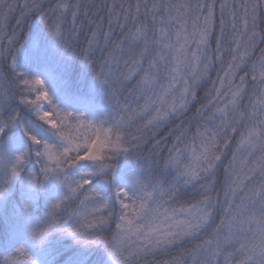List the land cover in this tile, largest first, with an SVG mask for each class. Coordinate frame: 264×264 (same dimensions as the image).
<instances>
[{
    "label": "snow or ice",
    "instance_id": "6c2138e0",
    "mask_svg": "<svg viewBox=\"0 0 264 264\" xmlns=\"http://www.w3.org/2000/svg\"><path fill=\"white\" fill-rule=\"evenodd\" d=\"M17 6L19 25L42 3L0 0V56L11 59V80L0 91L6 102L11 101L0 109V137L21 123L18 105L46 126L53 142L38 138L21 123L33 147L11 161L0 156V197L21 174L29 155L39 166V177L29 174L31 187L53 177L64 188L47 222L30 232L31 239L39 243L55 231L80 242L83 234H97L114 222V242L107 252L111 264H140L149 254L166 253L189 241L194 243L187 250L191 264H220L222 255L223 264H264V30L258 26L264 0H136L134 5L105 0L108 30L102 29L101 17L88 38L89 50L100 46L101 37L105 46L112 45L104 59L108 71L102 80L96 79L109 87H123L135 79L129 91L130 96L135 93V104L125 98L122 111L98 124L83 113L61 111L42 79L16 71L19 48L9 51L16 34L7 35L5 28ZM93 6V0H57L40 18L48 33L61 41L66 18L70 16L73 30H78L81 8L87 16ZM46 16L54 17L51 27ZM114 26L121 30L115 40ZM84 59L88 63L90 58ZM121 60L125 72L119 71ZM0 76L7 80L5 74ZM208 81L211 87L203 102L188 116L198 88ZM46 114L58 119L45 120ZM173 119L179 123L164 137L172 141L164 168L174 173L173 182L164 187L129 176L124 186L117 185L116 160L132 156L148 133L155 138ZM159 144L156 140L155 146ZM221 167L225 179L218 191L216 174ZM104 189L110 193L108 200L102 196ZM190 191L194 198L181 202ZM66 209L70 214L61 223L60 211ZM0 264L35 261L21 246L3 256ZM166 264L188 262L174 258Z\"/></svg>",
    "mask_w": 264,
    "mask_h": 264
},
{
    "label": "trees",
    "instance_id": "16d2710c",
    "mask_svg": "<svg viewBox=\"0 0 264 264\" xmlns=\"http://www.w3.org/2000/svg\"><path fill=\"white\" fill-rule=\"evenodd\" d=\"M25 0H6V3H15L23 5ZM31 0H29V3ZM42 3V8L39 11L33 10L24 17L19 25L16 21L21 16V8L17 6L13 13H10L6 22L5 31L7 35L16 34L14 44L9 48H19L16 52V71L26 73L28 78L34 75L43 74L49 80L47 89L51 97L56 103H63L67 107L74 109L77 112L85 110L89 120L93 123L103 121L110 122L112 117L122 111V106L125 98L132 104H135L134 95H129V91L134 87L136 80L125 82L123 87L120 84H115L112 87L102 85L99 76L103 79L102 73L108 71L104 65V59L111 50L112 45H104L101 37L100 46L88 49V38L91 35V29L95 28V22H99L103 17L102 29L108 30L107 18L108 13L103 4L105 0H93L95 6L87 9L88 15L83 13L84 8H81V15L77 20V24L81 25L78 30H73L71 17H67L63 25L64 36L61 42L69 48H63L61 45L50 53L41 54V45L37 50L29 49L30 44L37 37L40 44L43 40L49 39L46 32L45 24L41 21L43 12L52 8L57 0H38ZM112 3L113 0H107ZM117 5L124 3L135 4L136 0H115ZM151 3V0H148ZM143 15V9H141ZM49 27L54 23V17H45ZM91 21V22H90ZM260 30H264V8L260 10V19L258 20ZM115 40L121 33L119 28H115ZM4 46H8L7 36L4 39ZM264 47V45H261ZM88 56L89 62L85 63V56ZM127 58V56H125ZM10 55L0 56V73L7 76H0V91L8 87L11 80V73L8 65L10 64ZM119 71L125 72L127 69L124 66L123 60L120 61ZM113 70L116 66L113 65ZM215 77V71L212 73ZM211 87V82H205L198 88L197 101L194 102L192 111L188 113L191 116L200 103L203 102L207 90ZM14 89L8 92V95H13ZM30 98H33L31 96ZM11 101H5L0 96V109L7 108ZM21 112V123L26 124L32 129L34 134L46 132V126H41V122L28 109L16 105ZM21 123H17L7 130V134L1 137L0 142L7 145L11 142V138L18 134H22ZM179 121L173 119L169 124L162 126L157 130L155 138L151 133L147 134V141L142 143L140 147L135 148L133 155L129 158L119 157L116 164V175L120 177V182L125 185L128 182L129 176H133V171L142 170L146 176H151L153 184H162L167 187L174 180V173L170 169L164 168L165 160L168 156V149L171 147V138L165 140L168 135V129L174 127ZM193 129L195 123H193ZM133 126V131H135ZM47 133V132H46ZM156 140L160 141L159 147L155 146ZM227 162V161H225ZM27 173V174H26ZM31 171L26 168L16 181L6 185V200L4 205L0 207V252H8L19 243H27L32 257L40 264H105L107 252L113 243V233L115 232V223L112 222L97 234H83L80 242H77L73 237L60 232H50L42 243L37 244L30 239L29 232L33 229L42 227L48 220V213L51 205L58 201L64 188L57 182L56 179L49 183L48 186L31 187L28 183ZM144 178V175L140 177ZM223 167L218 169L216 174V187L218 191H222L224 184ZM194 192H188L183 195L181 202L187 203L194 198ZM72 209L76 207L73 204ZM70 210L60 211L61 223L67 219ZM220 213H217L216 223L219 222ZM199 240L196 241L198 243ZM194 247V243L185 242L182 246L172 248L168 252H156L142 258L140 264H166L174 258H182L191 264V258L188 254L189 249ZM220 264H223V255L219 258Z\"/></svg>",
    "mask_w": 264,
    "mask_h": 264
},
{
    "label": "rangeland",
    "instance_id": "374dc122",
    "mask_svg": "<svg viewBox=\"0 0 264 264\" xmlns=\"http://www.w3.org/2000/svg\"><path fill=\"white\" fill-rule=\"evenodd\" d=\"M41 45H44V47L41 49V54H44L45 52L46 53H50L51 51H54L57 47H60V45L66 49L69 50V48L67 46H65L61 41L58 42L57 44H53L51 39H46V40H43V43L40 44V41H39V38H35L33 40V42L30 44L29 46V49H32V51H35L37 50ZM35 77H38L40 79H42L44 82H45V86L47 88V85L49 84V80L46 78L45 75L43 74H37V75H34L32 78H35ZM48 90V89H47ZM49 95L51 96L50 92L48 91ZM34 98V96H33ZM52 98V97H51ZM52 101L53 103H55L60 109L64 110V111H71L75 114H79V113H83L85 118L87 120H89L88 116L86 115V112L85 110H82L81 112H77L75 111L74 109H71L69 107H67L65 104L63 103H56L53 98H52ZM45 109H47V105L45 104L44 105ZM38 136V138H41L43 140H48L49 142H53V138H51L49 136L48 133L46 132H41L40 134H36ZM1 139V137H0ZM32 145L30 144V142H27L26 141V138L22 135V134H18L16 135L15 137H12L11 138V142L8 143L7 145L4 146V144H2L0 142V156H3L6 160L8 161H11V159L17 155V154H20L24 151H29L31 152L32 150ZM26 168H28L29 171H31L32 173H36L37 176L39 177V166H38V163H37V158L34 156V155H29L28 158L26 159V162H25V165H24V168H23V171L26 170ZM22 171V172H23ZM21 172V173H22ZM27 174V173H26ZM146 173L143 172L142 170H137V171H133V175L134 177L136 178H140L144 175V178L142 179H147V181L149 183H154L153 181H151V176H146L145 175ZM20 176V175H19ZM18 176V177H19ZM18 177H13L11 182L13 181H16L18 179ZM55 178L53 177H49V179L47 181H45L43 183L42 186H48L50 182H52V180L54 181ZM120 177L118 178V176L116 175V183L117 185L119 186H124L121 182H120ZM8 195V193L5 192V194L0 197V207H2L4 205V201L6 200V196ZM102 196L105 200H108L110 198V193L107 189H104L102 190ZM113 242H114V239H113ZM113 244V243H112ZM24 247L25 251L32 257L31 253L29 252L30 249L28 248L27 246V243H19L18 246L14 247L12 250H9L8 252H0V259H3V256H6L8 255L9 253H12L14 252V250L18 247ZM150 255V254H149ZM35 261L36 259L34 257H32ZM36 264H40L36 261ZM46 264H50V262H47ZM105 264H111V260L109 258V256L107 255V259H106V262Z\"/></svg>",
    "mask_w": 264,
    "mask_h": 264
},
{
    "label": "clouds",
    "instance_id": "9594fccd",
    "mask_svg": "<svg viewBox=\"0 0 264 264\" xmlns=\"http://www.w3.org/2000/svg\"><path fill=\"white\" fill-rule=\"evenodd\" d=\"M47 33V35L49 36V38L51 39V41H52V43L55 45V44H57L58 42H60L59 41V39H54L48 32H46ZM52 99V98H51ZM52 103H53V101H52ZM53 104H55V103H53ZM56 105V104H55ZM59 108V107H58ZM60 109V108H59ZM61 111H64V110H62V109H60ZM68 112H71V111H68ZM49 118H52V119H58V117L55 115V114H46L45 116H44V119L45 120H47V119H49ZM32 231V230H31ZM30 231V232H31ZM30 232H29V234H30ZM30 236V235H29ZM30 239H31V237H30ZM32 240V239H31ZM43 242V241H42ZM42 242H39V243H42ZM37 243V242H36ZM39 243H37V244H39ZM24 248V247H23ZM26 252V251H25ZM26 255L27 256H30L27 252H26ZM31 257V256H30ZM31 259L33 260V261H35L32 257H31ZM35 264H36V261H35Z\"/></svg>",
    "mask_w": 264,
    "mask_h": 264
}]
</instances>
